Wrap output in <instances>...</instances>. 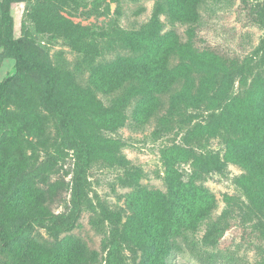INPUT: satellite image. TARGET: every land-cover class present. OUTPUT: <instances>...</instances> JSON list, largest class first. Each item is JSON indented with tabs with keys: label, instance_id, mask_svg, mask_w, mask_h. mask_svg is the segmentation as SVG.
<instances>
[{
	"label": "trees",
	"instance_id": "obj_1",
	"mask_svg": "<svg viewBox=\"0 0 264 264\" xmlns=\"http://www.w3.org/2000/svg\"><path fill=\"white\" fill-rule=\"evenodd\" d=\"M18 1L30 2L27 15L39 32L64 34L84 53V61L92 65L87 86H72L73 74L50 66L38 55L28 27L16 37L12 6ZM70 1L0 0V58L5 54L16 61L15 74L0 81V264L99 261V252L71 232L85 206L95 207L92 197L99 199L90 179L94 164L128 163L121 141L104 130L123 127L132 102V119L146 124L161 110L163 96L182 80L181 91L171 96L170 113L180 112L182 106L196 110L207 101L210 109H216L208 122L187 131L186 142L226 131L223 154L205 156L192 148L169 147L164 156L168 194L140 187L133 214L126 221L118 212L106 214L103 219L112 225V246L131 242L145 250L143 264H169L171 255L183 249L182 241L190 243L189 233L212 213L217 199L198 183V170L185 178L177 167L181 159L207 164L206 170L211 169L207 157L218 169L228 163L239 165L246 173L238 182L264 214V75L257 73L245 91L230 94L235 59L195 45L203 0H161L150 22L137 30L121 31L122 47L131 53L101 63H94L101 49L87 39L89 27L61 14ZM257 8L254 21L264 26V1ZM162 14L172 24L185 26L184 36L177 30L162 34ZM175 56L180 58L176 65L172 63ZM195 73L200 74L199 84ZM15 86L19 88L12 92ZM68 156L71 171L65 168ZM130 174L125 181L138 182L139 173ZM54 204L63 209L55 211ZM220 229L215 226L210 233ZM106 264H115L109 248Z\"/></svg>",
	"mask_w": 264,
	"mask_h": 264
},
{
	"label": "rangeland",
	"instance_id": "obj_2",
	"mask_svg": "<svg viewBox=\"0 0 264 264\" xmlns=\"http://www.w3.org/2000/svg\"><path fill=\"white\" fill-rule=\"evenodd\" d=\"M160 1L71 0L61 14L74 24L89 27L87 39L95 41L101 49L94 63L111 62L131 53L130 49L122 47L121 31L123 34L137 30L150 22ZM263 1L203 0L200 5L201 19L194 39L195 45L229 60L235 59L231 95L245 91L257 73L264 75V26L254 21L257 5ZM30 9L28 1H18L12 6L16 37L22 36L24 27H28L33 50L50 66L73 74L72 86H87L92 65L84 61V53L64 34L57 31L39 32L28 18ZM159 22L162 34L177 30L184 36L186 27L172 24L166 15H160ZM15 62L11 56H1L0 81L15 74ZM179 62V56L172 58L174 65ZM193 76L196 77V84H199L200 74L195 73ZM245 78L247 83L244 82ZM183 86V80L179 81L173 92L163 96L161 110L146 124L139 125L132 119V102L127 108L129 118L126 124L115 131L104 130L109 137L121 141V153L128 163L112 165L98 162L90 170V179L99 199L92 197L91 203L94 202L95 207L90 204L85 206L71 233L99 252V261L94 264H106L108 248L115 257V264H143L144 249L123 241L112 246V225L103 218L114 211L123 216V222L126 221L133 214L134 197L140 187L161 189L168 194L164 156L169 147L178 145L192 148L197 154L205 156L223 154L226 131L214 137L186 142L187 131L199 122H208L216 109H210L207 101L196 110L182 106L180 112L170 113L171 96L180 92ZM18 88L13 87L12 92ZM28 152L30 154L31 150ZM40 154L44 155V152ZM205 159L210 160L209 170L205 169L207 164L194 165L186 159L178 161L177 167L183 171L185 178L190 177L194 170L201 172L198 183H203L215 195L217 206L189 233L190 243L182 241L183 249L171 255L169 264H264V214L254 206L238 182L244 177L245 170L234 163L218 169L210 157ZM65 168L71 171V156L67 157ZM130 173H139L138 182L125 181L131 178ZM53 209L60 211L63 206L54 204ZM215 226H220V232L210 233ZM40 232L49 237L44 229H40Z\"/></svg>",
	"mask_w": 264,
	"mask_h": 264
}]
</instances>
